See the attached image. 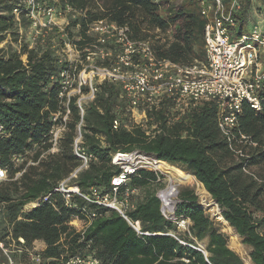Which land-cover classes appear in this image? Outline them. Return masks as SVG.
Here are the masks:
<instances>
[{
	"label": "trees",
	"instance_id": "1",
	"mask_svg": "<svg viewBox=\"0 0 264 264\" xmlns=\"http://www.w3.org/2000/svg\"><path fill=\"white\" fill-rule=\"evenodd\" d=\"M68 2L77 9H86L91 21L107 17L131 27L134 38L147 39L145 25L170 30V40L154 43L160 58L187 65L207 60L201 0ZM20 4L21 0H0V43L9 35L13 37L0 50V126L4 128L0 136V156L1 165L9 168L11 178L20 170L12 163L14 155L37 145L33 156L37 163L41 154L51 148L48 136L53 127V114L59 111L60 90L53 76L57 77L65 66L58 61L56 49L50 42L46 45L37 42L34 48L29 43L21 42V48L13 45V42L18 44L20 33L13 10ZM238 20L241 29L247 30L245 19L240 16ZM81 23L80 34L86 35L87 22L82 20ZM29 26V18L23 15L22 27L28 29ZM98 92L94 102L86 107L83 119L73 99L69 130L57 153L47 155L37 166L28 168L20 180L0 184L1 238L7 236L8 226H11L13 238H25L30 247L43 241L46 249L42 253L50 260L48 264H62L56 258L65 253V245L70 252H75L85 250L87 244L105 264H245L228 246L227 236L207 215L194 190H180L176 211L177 217L191 219L189 232L180 233L175 223L164 218L157 197L163 186L156 182L157 176L151 171L142 172L130 183V187L139 191L131 198L134 208L127 216L132 222L140 221L142 234H138L119 212L105 207L97 209L93 204H89L88 209L97 211L99 216L83 235L77 233L68 223L79 211L66 208L57 195L54 198L60 205L59 210L41 204L19 220L28 202L53 192L59 182L82 165L74 153V143L77 127L83 120L82 148L93 156L77 179L83 193L89 192L91 187L110 189L112 177L119 172L112 165V154L116 151L140 149L154 154L159 160L189 172L204 185L239 241L242 243L243 238L245 245L253 247L252 263L264 264V99L259 112L245 106L240 117L242 134L256 144L243 146L238 136L235 146L249 155L240 160L220 133V107L216 102L196 106L175 120L173 103L165 101L159 110L148 113L145 127L133 125L130 131L122 126L115 130L116 119L126 123L129 118L121 85L105 81L99 84ZM148 129L155 135L147 136ZM254 168L256 174L252 172ZM78 204L86 205L81 200ZM205 240L208 242L203 249L207 257L198 250L199 242ZM0 255L1 263L5 258L1 252Z\"/></svg>",
	"mask_w": 264,
	"mask_h": 264
},
{
	"label": "built area",
	"instance_id": "2",
	"mask_svg": "<svg viewBox=\"0 0 264 264\" xmlns=\"http://www.w3.org/2000/svg\"><path fill=\"white\" fill-rule=\"evenodd\" d=\"M200 9L206 25L204 40L207 60L205 63L196 61L187 65L160 58L154 43L146 38H134L131 27L127 25H120L107 17L91 21L86 9H77L68 0H21L13 14L20 31H23V15L29 18L31 48L37 42L43 45L50 42L56 49L58 61L65 64L58 78L53 76L60 84L59 111L53 114V127L48 136L51 148L41 154V159L59 151L69 130L72 116L70 104L73 99H76V106L83 119L86 105L94 102L99 93V84L105 81L121 85L126 114L129 116L126 123L116 119L115 130L122 126L130 131L133 125L145 127L149 120L148 113L159 110L165 101L173 103L172 114L175 120L196 106L216 102L220 107L218 125L221 135L238 159L248 158L246 151L235 146L234 140L240 136L243 146H256L247 135L242 134L240 117L245 106L257 112L263 107L264 15H258L261 19L253 25L248 35L241 29L238 20L243 9L239 0H201ZM82 20L87 22L86 35L80 34ZM23 60L26 61V58ZM82 123L83 120L77 127L74 143V153L82 165L59 182L53 192L28 202L19 220L24 219L23 214L37 210L41 204L59 210L60 205L54 198L57 195L66 208L79 211L70 217L68 223L77 233L83 235L99 216L97 211L88 209V205L93 204L97 209L105 207L119 212L138 234H142L140 221L132 222L127 216V212L134 208L131 198L139 191L136 187H130V183L134 177H140L142 172L151 171L157 176L156 182L161 184L165 176L169 175L161 166L171 164L140 149L116 151L112 154V165L119 172L112 177L110 189L105 191L91 187L89 192L83 193L77 179L93 156L82 148ZM3 129L0 126V136ZM148 135L155 133L148 129ZM36 146L12 157L15 168H20L14 178H11L8 167L1 165L0 156V184L20 180L28 168L39 164L41 159L37 163L33 159L37 152ZM245 171L250 173L249 169ZM179 193L178 186L170 179L166 187L158 191L157 197L164 218L175 223L179 231L189 232L191 219L176 216ZM79 200L86 205L78 204ZM62 242H65L64 238ZM37 243L30 247L25 238L16 240L12 236V227L8 226L7 236H0V252L5 258L0 264H48L50 260L44 258V250L38 248ZM64 251L60 258H56L62 264H105L90 249V244H87L85 250L75 252H70L69 246L65 245ZM23 258V262H19ZM184 261L189 263L187 259Z\"/></svg>",
	"mask_w": 264,
	"mask_h": 264
},
{
	"label": "rangeland",
	"instance_id": "3",
	"mask_svg": "<svg viewBox=\"0 0 264 264\" xmlns=\"http://www.w3.org/2000/svg\"><path fill=\"white\" fill-rule=\"evenodd\" d=\"M239 2L241 3V6L243 8L242 9V13H241L240 16H242L245 19V27L247 28V30H245V32L248 35H250L251 30L253 29V25L257 24V22L261 19V17H258V15H261V16L264 15V0H239ZM22 30L23 31H20V33H19L18 44L16 45L13 42V45L15 47H18V48H21V46L19 45L20 42H22L23 44H25V43L31 44V41H32V31H31V29H29V28L28 29H24L23 28ZM145 32L148 35L147 39H149L153 43H158V42L165 43L166 41L171 39V31L170 30L162 31V30L153 29V28L145 25ZM75 35L77 36L78 32H76ZM12 40H13V37L11 35H9L7 39H5L4 41H2V43H0V50L4 47V45H6L7 42L12 41ZM25 58L26 57L23 56V59H25ZM89 104H91V103H88V105ZM88 105H86V106H88ZM175 168L186 172L188 175H191V174H189V172L183 170L182 168H178L176 166H175ZM255 171H256V169L254 168V170H252V172L256 174ZM173 179H174L173 183H175L178 186L179 190H181L183 188H190V189L194 190L196 195L200 198V196H199L200 186L197 185L195 182L190 183V178L189 177H183V176H179V175L175 174V175H173ZM169 180H170V175H166L165 178H164V181L161 183L162 186H163L162 188L166 187V185L169 183ZM170 191H172V190H170ZM170 191H168V192H170ZM210 198L212 200L211 196H210ZM199 201L201 202V204L203 203L201 198L199 199ZM202 205H203V208H204L205 212L207 213L208 216L211 217V219L215 223V225L220 229L221 232H223L227 236V238H228V246L230 248L234 249L241 256V258L243 259L244 263H245L244 260L247 258V256H250V259H251V253L253 252V247H251L249 245H245L244 242H243L244 241L243 238L240 237L241 240H242L243 246L246 247V254L244 255L243 253H241L240 249H237V248H235L233 246L232 232H229L224 227V225L221 224L215 218V216H213L212 212H209L208 210H206L204 204H202ZM216 208H217V210L219 212L222 213V211L219 208L218 204H217ZM179 232L183 234L186 231H183V232L179 231ZM207 242H208L207 240H205L204 242H199L198 248L199 247L205 248ZM251 261H252V259H251Z\"/></svg>",
	"mask_w": 264,
	"mask_h": 264
},
{
	"label": "bare ground",
	"instance_id": "4",
	"mask_svg": "<svg viewBox=\"0 0 264 264\" xmlns=\"http://www.w3.org/2000/svg\"><path fill=\"white\" fill-rule=\"evenodd\" d=\"M161 169L163 171H166L167 173H169L170 179L172 180V182H174L173 175L177 174L179 176L189 177L190 178V183L195 182L197 185L200 186L199 196H200L201 200L203 201L202 204H204L206 210H208L209 212H212L213 213V216H215V218L221 224H223L224 227L229 232H232L233 246L235 248H237V249H240L241 250V253H243L245 255L246 254V247H244L243 244L239 241V239H238L236 233L234 232L232 226L229 225V223L225 220V218L223 216H221L220 212L216 208L217 204H216L215 200H211L210 194L205 189L204 185H202L198 180H196L193 175L192 176L191 175H188L186 172H184V171H182L180 169H177L174 166H171V165L169 166L166 163L165 164H162ZM244 261H245L246 264H254V263H252V261L250 259V256H247V258Z\"/></svg>",
	"mask_w": 264,
	"mask_h": 264
},
{
	"label": "crops",
	"instance_id": "5",
	"mask_svg": "<svg viewBox=\"0 0 264 264\" xmlns=\"http://www.w3.org/2000/svg\"><path fill=\"white\" fill-rule=\"evenodd\" d=\"M36 246L38 248H40L41 250H45L46 249V244L43 241H39Z\"/></svg>",
	"mask_w": 264,
	"mask_h": 264
},
{
	"label": "water",
	"instance_id": "6",
	"mask_svg": "<svg viewBox=\"0 0 264 264\" xmlns=\"http://www.w3.org/2000/svg\"><path fill=\"white\" fill-rule=\"evenodd\" d=\"M215 201H216V200H215ZM216 203H217V201H216ZM217 204H218V203H217ZM198 250L202 251V252L205 254L206 257L208 256L207 252L203 249V247H202V248L199 247Z\"/></svg>",
	"mask_w": 264,
	"mask_h": 264
}]
</instances>
